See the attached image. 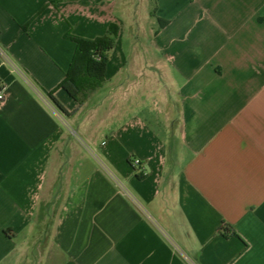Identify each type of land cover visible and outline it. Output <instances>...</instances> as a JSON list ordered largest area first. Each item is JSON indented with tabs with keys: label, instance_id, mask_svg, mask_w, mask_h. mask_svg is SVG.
Returning <instances> with one entry per match:
<instances>
[{
	"label": "crops",
	"instance_id": "obj_1",
	"mask_svg": "<svg viewBox=\"0 0 264 264\" xmlns=\"http://www.w3.org/2000/svg\"><path fill=\"white\" fill-rule=\"evenodd\" d=\"M153 1L139 48L126 0H0V264H264V0Z\"/></svg>",
	"mask_w": 264,
	"mask_h": 264
},
{
	"label": "trees",
	"instance_id": "obj_2",
	"mask_svg": "<svg viewBox=\"0 0 264 264\" xmlns=\"http://www.w3.org/2000/svg\"><path fill=\"white\" fill-rule=\"evenodd\" d=\"M168 20L158 19L159 27L167 23ZM119 27L111 22L104 36L92 39L74 36L70 32L67 37L75 41L76 51L72 56L68 71L60 82V88H64L72 98L83 104L87 96L94 90L99 89L104 81V74L109 60L110 52L118 38ZM49 98L57 107L66 113L63 104L58 101L53 91L48 93ZM141 175V174H139ZM223 234H233L227 228L222 227Z\"/></svg>",
	"mask_w": 264,
	"mask_h": 264
},
{
	"label": "rangeland",
	"instance_id": "obj_3",
	"mask_svg": "<svg viewBox=\"0 0 264 264\" xmlns=\"http://www.w3.org/2000/svg\"><path fill=\"white\" fill-rule=\"evenodd\" d=\"M127 1V29L128 32H135L140 36V40L135 42L136 47L143 48L149 43L152 29L155 28L154 22V1L153 0H126ZM153 24V25H152ZM129 35V34H128ZM124 47L128 41H123Z\"/></svg>",
	"mask_w": 264,
	"mask_h": 264
},
{
	"label": "built area",
	"instance_id": "obj_4",
	"mask_svg": "<svg viewBox=\"0 0 264 264\" xmlns=\"http://www.w3.org/2000/svg\"><path fill=\"white\" fill-rule=\"evenodd\" d=\"M5 88H6V86H5L4 82L0 80V105L2 104V102H3L4 99H5ZM139 160H140V159H137V158L134 159V160H132V164H133L134 166L139 165V163H140Z\"/></svg>",
	"mask_w": 264,
	"mask_h": 264
}]
</instances>
